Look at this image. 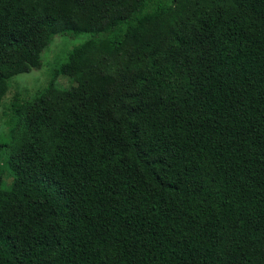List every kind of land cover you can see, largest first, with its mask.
<instances>
[{
	"label": "trees",
	"instance_id": "obj_1",
	"mask_svg": "<svg viewBox=\"0 0 264 264\" xmlns=\"http://www.w3.org/2000/svg\"><path fill=\"white\" fill-rule=\"evenodd\" d=\"M82 33L0 128V264H264V0H0V107Z\"/></svg>",
	"mask_w": 264,
	"mask_h": 264
},
{
	"label": "rangeland",
	"instance_id": "obj_2",
	"mask_svg": "<svg viewBox=\"0 0 264 264\" xmlns=\"http://www.w3.org/2000/svg\"><path fill=\"white\" fill-rule=\"evenodd\" d=\"M88 34L82 33L78 35H58L53 43L43 52V62L40 68H35L29 73H22L14 76L10 82V89L5 98V103L0 107V128L6 129L4 121L6 114L10 112V107L14 95L22 91L25 94H33L38 89L43 88L49 82L53 70L58 67L68 57L72 49L85 41ZM57 85L70 88L76 85V82H70L68 77L61 76L57 78ZM3 159L0 157V165ZM3 169V167H0ZM4 177V175H2ZM7 183V182H6Z\"/></svg>",
	"mask_w": 264,
	"mask_h": 264
}]
</instances>
